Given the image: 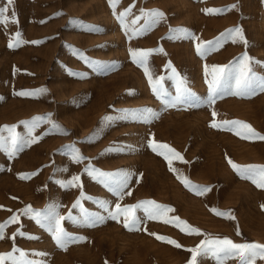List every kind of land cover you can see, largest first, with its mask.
<instances>
[{
  "label": "rangeland",
  "instance_id": "obj_1",
  "mask_svg": "<svg viewBox=\"0 0 264 264\" xmlns=\"http://www.w3.org/2000/svg\"><path fill=\"white\" fill-rule=\"evenodd\" d=\"M0 8L8 9V22L0 24V130L14 128L18 138L28 137L35 121L32 136L38 138L14 155L10 140L8 151L0 148V224L18 217L4 230L0 254L11 253L18 264H188L186 249L208 238L264 245V189L228 163L264 167V141L243 139L224 124L242 122L264 135V92L238 95V72L231 82L221 80L214 94L209 87L214 67L239 69L245 55L256 77L264 78V0H119L115 10L109 0H0ZM129 9L122 25L119 14ZM156 11L164 17L143 31V13ZM237 28L247 44L225 39ZM214 44L203 56L197 53V46ZM139 51L150 53L143 66L131 55ZM177 77L188 90L180 102ZM157 80L159 95L152 87ZM153 141L186 162L173 159L176 172L170 171L149 146ZM88 168L127 177L125 193L131 195L118 197ZM177 174L211 191L196 195ZM149 201L174 211L149 220L136 210L143 220L133 231L123 217L107 218L117 203ZM29 209L65 217L61 226L76 241L66 250L58 247L48 228L25 214ZM81 209L104 219L84 223ZM176 217L203 235L163 223ZM198 264L218 262L209 255ZM223 264L241 262L224 258Z\"/></svg>",
  "mask_w": 264,
  "mask_h": 264
},
{
  "label": "snow or ice",
  "instance_id": "obj_2",
  "mask_svg": "<svg viewBox=\"0 0 264 264\" xmlns=\"http://www.w3.org/2000/svg\"><path fill=\"white\" fill-rule=\"evenodd\" d=\"M8 3H13V0H8ZM119 3V0H109V4L115 10V5ZM235 7V6H233ZM8 11L6 8H0V24H4L8 22L5 13ZM206 14H218L219 10L215 9H205ZM130 14V9L126 10L119 14V19L121 24L124 23L125 16ZM14 15V14H13ZM143 15L147 18V26L143 29V31H147L151 28L155 23L158 22L159 19L164 17L162 12L156 11L151 14L143 13ZM15 23V20L11 21ZM136 21H133L135 24ZM19 33H17V40L19 39ZM233 39L234 42L238 38L240 42L247 44V41L244 39L242 30L237 28L235 30H230L225 39ZM219 42H217L218 44ZM10 47H14L13 44L10 43ZM217 45H212L210 48L201 49L200 46H197V53L203 56L206 52L213 50ZM149 52L139 51L133 52L131 55L134 57V62H137L140 66H143L146 63L147 57L149 56ZM139 57L140 59L137 61L135 58ZM252 61L247 55L242 58L240 62L239 69H233L226 71L223 67H214L212 69V80L209 84L210 89L213 94L216 92L217 87L221 84V80H225L231 82L234 73L238 72V75H235V84L237 88V94H253L257 89L259 91L264 92V78H257L256 75L251 70ZM207 71V70H206ZM175 72V70H173ZM145 74L148 75V70L145 68ZM177 96L176 101L180 102L188 90L184 87V81L177 77ZM150 85L152 84L151 77L149 76ZM160 81L157 80L155 85H152L153 92L159 95L160 90L156 87L159 85ZM19 95H31L30 93H19ZM189 97L191 96L188 93ZM216 113H213V117H215ZM39 119V118H37ZM110 119V118H109ZM231 123V129L234 130L235 134L241 136L243 139H258L264 141V135H260L256 132L250 125L233 121V122H224L225 125ZM36 127V122L34 121L31 128L29 129L28 137H17L15 134L14 128H5L0 131H7L10 133L9 137H4L0 135V148H4L5 151L9 149L5 147L8 145L9 140L11 141V154H15L17 151L22 150L23 148L35 143L37 141V137L32 136V129ZM213 128H217L218 125L213 123L211 125ZM241 129L245 131H240ZM153 152L157 155L163 156V158L168 162L169 170L172 172H176V170L172 167V160L176 159L180 162H186L183 160V157L180 156L178 152L165 144H158L156 142H151L149 145ZM229 165L233 168L237 174L245 180H250L257 188L264 189V167H256V166H248V167H239L234 164L231 160L228 161ZM86 171L91 175H93L94 179H97L100 183L105 184L109 188H111L118 197L123 196L124 194L131 195L130 192L125 193V188L127 187L128 180L127 177H122L120 179H114L116 176H121V174H112V173H104L97 172L95 169L88 168ZM22 179L26 177H21ZM177 178L181 180L184 187L189 191L194 192L196 195H204L207 192H210V188H201L199 186L191 184L186 178H182L180 174H177ZM78 177L74 178L75 181L78 182ZM75 186L79 187V184L76 183ZM74 207H79V201L74 205ZM100 207L105 211H108L107 205L102 203ZM264 209V206H262ZM136 210H142L145 214V217L149 220H158L161 217L165 216L166 213L174 211L173 209L156 204L155 202L149 201L141 204H137L135 206L121 207L119 203L115 205V211H108L109 219L115 220L117 222L120 221V217H123V226L129 231L139 230L138 225L142 223L143 217L136 215ZM82 211V221L84 223H90L95 226L97 223L101 222L104 218L93 216L92 214L86 213ZM212 211L219 216H225L226 218L234 219L230 214H224L217 212L215 209ZM26 215H30V218L36 220V223L41 227H47L48 230L52 233V238L55 241L56 245L62 249L66 250V246L69 243H74L76 238L71 236L70 233L65 231V229L61 226V221L65 219L63 216H54L50 212H45L43 214L37 212L31 214V210L25 212ZM69 220H73L74 218L69 215L67 217ZM18 217L13 215L9 221L5 222V224H0V239L4 238V230L5 228L13 222H17ZM163 223L171 224L174 227L180 228L183 232L185 228L187 231L186 235H203L198 229L192 228L187 225L186 222L181 221L178 217L173 219H164ZM184 227H181V225ZM237 234L239 235V231L237 230ZM16 235H23L22 233L17 232ZM150 235L155 236V238L161 242L172 244L176 248H181L182 246L177 242L170 240L166 237L157 235L155 233H150ZM14 238V237H13ZM14 251H19L18 249H14ZM191 253L188 264H198V259L203 258L209 255L214 256L217 259L218 264H223L224 258H239L241 264H256V261L264 260V245L258 243H234L232 240L224 238V239H212L208 238L206 240H202L201 243L192 249H186ZM26 254L24 252H20V259L23 260ZM13 261V264H18L16 258L11 254H0V264H4L5 261ZM27 264H31V262H27Z\"/></svg>",
  "mask_w": 264,
  "mask_h": 264
}]
</instances>
